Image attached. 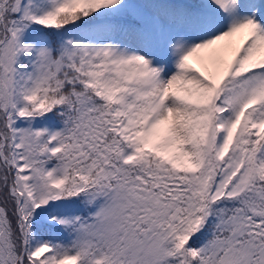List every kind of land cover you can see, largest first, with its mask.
I'll return each instance as SVG.
<instances>
[{"label":"snow or ice","instance_id":"6c2138e0","mask_svg":"<svg viewBox=\"0 0 264 264\" xmlns=\"http://www.w3.org/2000/svg\"><path fill=\"white\" fill-rule=\"evenodd\" d=\"M0 264H264V0H0Z\"/></svg>","mask_w":264,"mask_h":264},{"label":"trees","instance_id":"16d2710c","mask_svg":"<svg viewBox=\"0 0 264 264\" xmlns=\"http://www.w3.org/2000/svg\"><path fill=\"white\" fill-rule=\"evenodd\" d=\"M48 124L51 127H59L58 123L54 119H51V118L49 119ZM21 126H25V125L21 124ZM33 126L34 127H40V126H42V123H35Z\"/></svg>","mask_w":264,"mask_h":264}]
</instances>
